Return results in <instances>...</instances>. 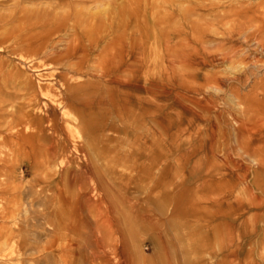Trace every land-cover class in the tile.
<instances>
[{
  "label": "bare ground",
  "instance_id": "bare-ground-1",
  "mask_svg": "<svg viewBox=\"0 0 264 264\" xmlns=\"http://www.w3.org/2000/svg\"><path fill=\"white\" fill-rule=\"evenodd\" d=\"M220 21L225 31L219 40H206L196 26V43L179 44L175 62L190 73L148 83L137 73H121L111 81V68L96 76L84 74L83 63L72 64L58 87L39 86L48 101L0 131L2 153L10 147L18 156L33 155L32 164L20 165L25 175L45 173L43 217L51 235L41 251L49 254V264H153L136 244L139 223L150 221L151 214L134 196L144 179L151 184L144 195L154 202L160 194L165 216L187 230L213 226L221 242L223 229H234L226 217L264 215V0L238 3ZM107 45L111 49V42ZM199 50V59H192ZM60 51L59 42L46 48L51 64L65 66L57 58ZM237 61L229 74L205 73L225 64L236 67ZM162 95L177 110L174 131L167 121L175 118L159 111ZM197 121H204V131L194 126ZM193 160L198 167L186 175ZM218 163L225 171L214 170ZM239 187L248 208L238 197ZM15 190L20 197L22 187ZM0 194L3 199V183ZM231 247L235 251L221 250L216 264L239 258L242 244ZM10 256L0 254L3 260ZM245 259L259 264L251 253Z\"/></svg>",
  "mask_w": 264,
  "mask_h": 264
},
{
  "label": "rangeland",
  "instance_id": "rangeland-1",
  "mask_svg": "<svg viewBox=\"0 0 264 264\" xmlns=\"http://www.w3.org/2000/svg\"><path fill=\"white\" fill-rule=\"evenodd\" d=\"M255 1L0 0V131L26 111H33L36 103L48 101L40 95L39 86L58 87L60 76L68 73L72 64L81 62L84 74L96 76L111 68V81L121 73H137L142 83L185 75L184 71L190 73V69L178 67L175 62L179 44L196 43V26L206 40H219V34L225 31L221 17L238 3ZM57 42L61 44L57 58H61L65 66L51 64V58L45 55L46 48L56 47ZM109 42L111 49L107 48ZM86 48L89 52L83 57ZM200 56L199 50V55L193 52L191 58ZM235 65L207 68L205 73L229 74L236 70L239 62ZM226 98L233 101L229 92ZM159 111L175 118V121H167L174 131L178 118L172 99L160 96ZM56 113L59 116L60 110ZM194 126L205 130L204 121H197ZM81 139L85 140L84 135ZM2 150L0 183L6 188V194L3 199L0 194V254L12 256L0 258V264H49V254L41 251L51 235L43 217L46 212L44 190L48 187L43 182L45 173L40 169L25 175L20 165L32 164L33 155L18 156L10 147ZM90 151L103 167L104 161L98 159L95 151ZM198 163L193 160L185 170L186 175L190 176L189 169H196ZM217 166L214 170L225 171L223 163ZM52 170L49 167L46 171ZM224 179L234 181L230 175H225ZM18 185L22 187L20 197L15 190ZM140 185L134 196L140 199V207L151 209V214L150 221L139 223L136 244L153 264H216L218 257H222L221 250L235 251L231 246L238 244H242V248L238 250L239 258L232 259L233 264H246L248 253L256 263L264 264V215L251 218L247 213H235L226 217L234 229H223V243L213 232V226L199 232L195 225L191 231L184 228L181 221L165 216L166 202L161 195L157 194L153 202L144 195L151 184L144 179ZM237 194L248 208L242 190ZM2 213L7 214L6 217L1 218Z\"/></svg>",
  "mask_w": 264,
  "mask_h": 264
}]
</instances>
